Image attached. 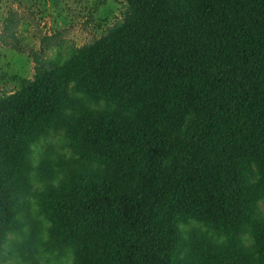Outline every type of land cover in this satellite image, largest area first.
<instances>
[{
	"label": "trees",
	"instance_id": "trees-1",
	"mask_svg": "<svg viewBox=\"0 0 264 264\" xmlns=\"http://www.w3.org/2000/svg\"><path fill=\"white\" fill-rule=\"evenodd\" d=\"M123 2L65 57L14 47L35 66L0 93V255L264 264V0ZM53 135L69 151L36 162Z\"/></svg>",
	"mask_w": 264,
	"mask_h": 264
},
{
	"label": "rangeland",
	"instance_id": "rangeland-1",
	"mask_svg": "<svg viewBox=\"0 0 264 264\" xmlns=\"http://www.w3.org/2000/svg\"><path fill=\"white\" fill-rule=\"evenodd\" d=\"M127 7L123 0H0V93L9 96L21 87L22 80L34 76V62L28 53L22 54L14 47L19 46L27 52L39 51L42 46L51 50L45 57L53 60L65 57L72 48H80L93 43L107 30L121 22ZM50 149L54 155L68 152L63 137L53 135L34 147L33 157L39 161ZM264 213V202L261 203ZM27 218L45 231L49 223L39 214L35 197L28 199ZM42 223V225H41ZM40 224V225H39ZM201 226L192 223L186 229ZM28 226L25 231H28ZM20 237L11 236V239ZM248 242V237H244ZM10 243L6 244L0 255V264H18L16 255L11 254ZM42 264H71L70 251L41 252Z\"/></svg>",
	"mask_w": 264,
	"mask_h": 264
}]
</instances>
